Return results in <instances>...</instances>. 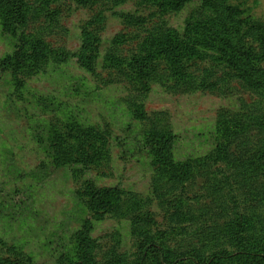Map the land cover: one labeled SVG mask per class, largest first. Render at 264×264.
Here are the masks:
<instances>
[{
  "label": "rangeland",
  "instance_id": "374dc122",
  "mask_svg": "<svg viewBox=\"0 0 264 264\" xmlns=\"http://www.w3.org/2000/svg\"><path fill=\"white\" fill-rule=\"evenodd\" d=\"M20 1L0 264H264V87L234 49L264 75V0ZM13 25L0 0V60Z\"/></svg>",
  "mask_w": 264,
  "mask_h": 264
},
{
  "label": "trees",
  "instance_id": "16d2710c",
  "mask_svg": "<svg viewBox=\"0 0 264 264\" xmlns=\"http://www.w3.org/2000/svg\"><path fill=\"white\" fill-rule=\"evenodd\" d=\"M8 2L9 7L11 8V12L13 15V26L17 40V49L16 51L8 57H5L0 60V79L6 72H17L20 71L26 65V56L24 54L26 50V41H25V24H26V16H25V6L20 0H6ZM180 4H185L188 2L196 1V0H175ZM234 49L239 54V65L243 69L244 73L255 80L257 83L261 84L264 87V75L254 67L250 63H248L245 59V51L243 47L236 43L234 45ZM105 138V134H100L98 142ZM155 249L160 257L161 264H164L163 252L159 249V247L155 244H149L144 247L143 254H146L150 250ZM244 253H227V252H217L211 256L206 264H221L225 260L233 259L239 255ZM255 256L263 257L264 254L254 253ZM74 264H86L85 260L77 261Z\"/></svg>",
  "mask_w": 264,
  "mask_h": 264
}]
</instances>
